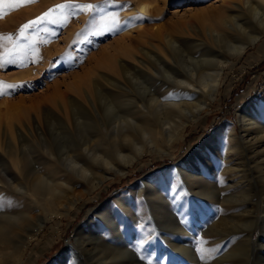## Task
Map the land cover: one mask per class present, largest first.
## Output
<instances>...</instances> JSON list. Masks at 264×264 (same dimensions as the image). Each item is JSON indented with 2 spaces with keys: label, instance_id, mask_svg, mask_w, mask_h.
<instances>
[{
  "label": "rangeland",
  "instance_id": "obj_1",
  "mask_svg": "<svg viewBox=\"0 0 264 264\" xmlns=\"http://www.w3.org/2000/svg\"><path fill=\"white\" fill-rule=\"evenodd\" d=\"M43 2L29 3L26 20L22 19L11 31L13 34L10 32L0 40L1 134L7 125L16 137L18 128L26 132L25 125L39 127L38 131L34 129L35 140L25 149L30 161L29 176L16 170L15 158L0 146V168L5 165L7 173L26 186V195H21L2 184L0 210L9 215L4 214L5 221L11 215H20L30 220L29 225L40 221L46 225L27 246L20 262L14 253L21 241L11 236L14 245H1L0 264H62L63 254L72 262L69 264H98L100 251L113 253L120 244L113 222L120 228L119 237L129 242L124 253L126 264H264V179L256 163L264 143L259 144L261 147L249 143L252 137L243 133L239 123L240 112L248 107H258L264 113V37L243 56H234L211 109L186 127L182 137L166 151H150L152 139L144 136L140 123H132L127 131L130 136L125 139V128L115 132L112 121L97 112L89 116L78 111L80 125L67 131L62 122L71 124L68 101L76 99L89 108L84 90L95 100L98 81L111 88L101 81L100 74L123 81L112 70L120 74V61L135 64L143 59L138 46L168 57L167 40L177 41L174 55L179 59L199 39L198 29L205 36L204 25L211 24L212 16L232 5H224L223 0ZM141 4H148V11H143ZM45 13L49 15L40 23L23 27ZM193 24L198 29L191 30ZM218 29L229 31L224 27ZM205 40L213 46L207 37ZM228 42L220 43L222 51H227ZM158 79L167 78L164 75ZM170 96L164 94L163 99ZM132 101L127 102V107L121 106L127 111L117 112L121 117L130 113V117L123 116L130 122V118L139 120L135 112L138 103ZM148 117L150 125L159 131L156 116ZM223 125L231 127L239 141L243 151L240 167L231 160L215 159L217 169L215 174H206L212 183L204 194L192 185L182 167ZM228 146L224 141L222 149ZM103 147L113 161L110 168L98 156ZM139 147L145 148V155L125 174L118 173L125 166L123 157L134 156ZM66 155L77 157V167L88 166L94 177L103 172L110 177L92 190L94 177L70 168L64 163ZM229 169L231 173H227ZM37 176L48 179L46 183L50 184L68 183L69 188L62 187L65 195L52 199L43 189L37 194L32 191L30 180ZM162 188L165 194L160 199L157 192ZM243 192L247 196L235 195ZM98 226L100 237L84 238L83 231L92 235Z\"/></svg>",
  "mask_w": 264,
  "mask_h": 264
},
{
  "label": "bare ground",
  "instance_id": "obj_2",
  "mask_svg": "<svg viewBox=\"0 0 264 264\" xmlns=\"http://www.w3.org/2000/svg\"><path fill=\"white\" fill-rule=\"evenodd\" d=\"M223 3L224 5H232L234 9H231L232 7L229 8L230 6L225 7L221 12L219 11L217 15L212 16L211 24L204 25L203 33L205 36L194 24L190 25L191 30L198 29L197 36L199 39L193 41L190 48L185 51V55L179 57V59L174 55V49L177 50L176 45L179 42L167 40V44L169 45L166 49L168 57L158 55L152 50L138 46L143 55V59H139L138 62H136L137 65L136 63L132 64L120 61L122 73L119 74L118 72L120 71H116L114 68L112 71H114L113 73L116 76L120 75L123 81L110 75L100 74L101 81L107 83L111 88L103 86L102 82L98 81L94 91L95 100H92L88 91L84 90L89 104V106H87L89 108L79 103L76 99H70L67 108L71 112V124L68 126L63 120L62 123L64 128L67 131H71L72 127L76 130L80 125L78 111H82L84 115L89 116L97 112L99 116L101 115L104 119L112 121L111 123L114 126L115 132H119V130L122 132V129L125 128L126 133L122 132V136L125 139H128L130 136L127 134V131L133 126L132 123H140L139 129H141L144 136L146 135L152 139L149 141L152 145L150 151L153 149L166 151L168 146L182 137L186 127L196 122L200 116L211 109L213 102L219 95L223 82V74L234 56H243L251 45L259 43L261 38L264 37V0H223ZM28 4L29 3L10 5L7 2H0V40L8 36L7 34L11 31L14 32L15 26L19 24L22 19H25V14L29 13L28 7H26ZM140 6L143 11H148V4H141ZM4 14H7V16L4 17ZM219 27L229 28V31L218 29ZM231 30L233 33H231ZM144 32L148 33V30ZM159 33L163 34L162 31ZM206 37L213 43V46L205 40ZM166 38L169 39L168 36ZM223 41H229L227 43V51L225 52L222 51L220 47V43H223ZM131 44L133 45V43ZM224 44L225 43H223V45ZM152 47L155 48V45ZM178 52L179 51H177V53ZM164 75L165 78H167L166 81H159L158 78L164 77ZM164 94L172 96L163 99ZM144 97H148L147 102ZM132 99V102L135 100V102L138 103L135 112L138 114L139 120L137 121L139 122L135 121V118H130L132 119L130 122L128 118L123 117H130V113L128 115L124 114L122 116L123 118L121 115H117L118 111L121 113L127 111V109L124 111L121 106L124 107L128 104L127 102H130ZM141 112L150 116H156L155 118L159 120V131L150 125V117H148V115H143ZM51 121L52 120L49 122ZM239 123L243 133L252 137L249 143H252L254 146L264 143V113L258 107H248L245 112L244 110L240 112ZM7 126L3 129L2 134L0 130V146L5 149L12 159L15 158L13 164L16 170L21 171L25 177L29 176L30 161H28L29 159L25 149L28 150L27 147L35 140L36 136L34 135V129L38 131L39 127L33 126V128H30L25 125L26 132L18 128L16 129V137ZM42 135V133L39 134L37 138H40ZM224 141L229 143L226 149H222ZM237 142L239 141L234 134V130L228 125H223L218 131H215L205 140L203 144L193 152L191 159L189 158V163H187L185 167H182V170L185 171L186 177L190 180L192 185L197 186L199 190L202 189L204 194L207 192L205 190L208 189L207 187H209L212 182L206 179V174H215L217 169V164L214 162L215 159L220 158L223 161L231 160V162L237 163V167H240L239 162L241 161L243 151L240 149L239 143ZM48 146L50 147V145ZM103 146L105 147V144ZM16 151L19 153L16 154ZM144 155L145 148L139 147L137 154L134 156H124L123 164L125 166L123 169H120L118 173L122 175L125 174L126 170L132 167L135 162ZM257 155V168L260 170L262 179H264V149L258 151ZM66 156L64 163L69 164L70 168L77 170L83 175L91 174L93 176L88 166L81 165L80 168L77 167L79 165V162L76 160L77 157ZM98 156L101 158L105 167L110 168L113 165L108 149L104 148L103 152L101 151ZM2 167V169L0 168V186L3 184V186L7 188H13L17 194L24 195L26 186L17 183L14 178L15 176L11 177V175L7 173L5 165ZM231 167V169H235L234 165H231ZM227 173H231V170L229 169ZM239 174H241V180L245 178L243 172ZM109 177L110 175L107 172H103L102 176L94 177L92 190L102 186ZM45 179L38 176L35 177L34 180L30 179L32 191L37 193L43 189V191H45L44 194L48 195L49 193V195L52 196L49 198L52 199L56 196L62 197V195H65L64 191L66 190H61L62 187L69 188L68 183L61 182L57 185L53 183L50 184L51 182L46 183L48 179ZM169 185H172L171 182ZM164 194L163 188L157 192V196L160 199L164 198ZM235 195L243 196L245 192ZM242 201H245L243 197ZM73 204L75 205V203ZM4 214L5 213L0 210V246L14 245L11 236L18 237L21 242H19V246H17L14 257L17 259V262H20L24 256L25 249L43 231L46 222L40 221L37 225L32 226V224L29 225L30 220L26 216L20 215H11L12 217L9 218V221H5L6 218L3 219L4 216L9 215ZM113 223L115 228L114 232L120 244L116 246L117 249L113 253L100 251L97 255L101 259V262L98 264H126L124 261V253L126 252L125 247H127L126 245L129 244V242L119 237L121 233L119 230L120 228L117 223ZM18 231L25 233V235L19 236ZM98 231H101L100 226L92 231V235L91 232L83 231L84 238L90 240L92 237H100L101 232ZM238 246H240V244ZM0 248L2 251V246ZM62 256L64 259L62 264L72 263L69 261L70 259L67 260L65 254Z\"/></svg>",
  "mask_w": 264,
  "mask_h": 264
},
{
  "label": "snow or ice",
  "instance_id": "obj_3",
  "mask_svg": "<svg viewBox=\"0 0 264 264\" xmlns=\"http://www.w3.org/2000/svg\"><path fill=\"white\" fill-rule=\"evenodd\" d=\"M0 2H7L9 3L10 5H17V4H24V3H31L33 2V0H0ZM60 7H65V5H61ZM90 7V6H89ZM49 15V13H45L43 17H39L37 18L36 21H32V22H29V25H24L23 27L24 28H27L29 27L31 24H36V23H40L45 17H47ZM52 23H56L57 21L56 20H52L51 21ZM21 31H23V28L21 29ZM10 63L12 61H9Z\"/></svg>",
  "mask_w": 264,
  "mask_h": 264
}]
</instances>
